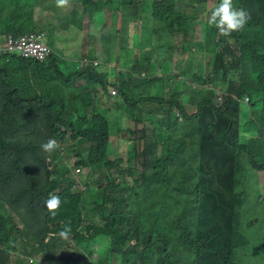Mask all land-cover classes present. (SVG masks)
Instances as JSON below:
<instances>
[{"label":"trees","instance_id":"obj_1","mask_svg":"<svg viewBox=\"0 0 264 264\" xmlns=\"http://www.w3.org/2000/svg\"><path fill=\"white\" fill-rule=\"evenodd\" d=\"M133 1L119 0L122 7ZM201 1L175 6V0H154L151 23L164 32L148 37L138 30L143 40L136 47L135 71L127 78L121 71L111 81L122 98L118 106L127 107L129 118H134L135 104H143V92L150 85L158 89L150 100L164 115L143 106V118L134 121L138 125L157 116L154 125L166 127L160 133L167 146L164 156L156 154L159 142L144 126L118 128L143 133L133 158L142 167L109 156L110 108L97 88L108 84V70L81 61L95 60L97 48L82 44L76 56L56 49L59 53L43 61L0 55V264H264V199H258L263 207L254 220L244 214L249 167L264 171L256 152L264 146V99L256 108V100L264 97V0H233L250 20L227 36L209 25L208 11L205 42L196 37ZM113 2H97L101 24L113 20ZM38 12V0H0V41L42 32ZM130 17L126 12L122 22ZM187 31L200 44L191 43L184 67L151 60V49L159 52L168 43L164 33L182 42ZM108 32V39L102 37L107 56L101 63L113 64V33ZM131 40L138 44L132 35ZM157 40L162 45L155 46ZM208 55L207 71L203 61L192 65ZM111 70L110 76H116V68ZM245 96L250 97L246 110L251 109L246 116ZM49 138L60 145L51 154L40 147ZM74 170L84 175L85 191L76 189ZM158 187L160 205L154 202ZM49 194L61 199L55 215L44 206ZM259 221L263 242L254 247L255 232L245 234V228ZM65 228L71 229L67 238L60 236ZM63 239L72 241L73 249ZM95 244L101 250L94 257Z\"/></svg>","mask_w":264,"mask_h":264},{"label":"rangeland","instance_id":"obj_2","mask_svg":"<svg viewBox=\"0 0 264 264\" xmlns=\"http://www.w3.org/2000/svg\"><path fill=\"white\" fill-rule=\"evenodd\" d=\"M102 0H69V5L66 7H57L56 0H38V6L41 8L40 14L38 17V23L40 27L45 28V30L48 32L46 37V42L52 46L53 49H57L61 53H66L71 51L73 55L76 56L78 53L79 48L82 46V44L85 45V48L87 46L89 47H95L97 49V58L96 60L99 61L100 70L107 71L110 68V63H101V61L107 56V53L104 49V44L102 41V37L105 39H108V33L109 27H107L104 23L101 24V14L102 12H99L97 9V2ZM154 0H134L133 4H129V6L122 7L119 0H114L112 6L115 4L117 8H115V12L117 15H111V18L117 19V27H119V34H117V28L114 25L113 30V56L117 57L116 60L119 59L118 63L114 62L113 64L116 66V69L118 70V74H120L121 71H123V75L127 78V75H130L132 71L134 70V61H137L139 59V50L136 48L139 44V41L143 40V34L138 33V30H144V32H147L148 37L154 36L155 31L161 33L164 32L163 27L158 24L156 21L151 23L152 18L150 17L152 13V2ZM218 0H206L201 1L197 3L198 13H199V19L198 22L200 23L196 27V37L197 40H200L201 42H205V35L206 30L204 23V19L208 14V11L215 8L216 3ZM185 0H175V6L177 5H183ZM101 2H99L100 4ZM118 8L120 10H118ZM87 10V11H86ZM109 9L108 11H110ZM131 14L132 17L129 18L128 22H122V16L125 14L123 11H125ZM38 14V13H37ZM85 14V15H84ZM90 15V17H89ZM72 16V17H71ZM71 17V18H70ZM70 18V19H69ZM96 22L90 21L92 19ZM106 16L104 17V22H106ZM110 20V17H109ZM148 21V22H147ZM110 23V22H109ZM122 23V24H121ZM55 27H54V26ZM149 27H151L149 29ZM111 28V27H110ZM157 29V30H156ZM164 40L165 38L169 39L168 43L165 44L164 47L159 51L155 52L151 49V52L149 53L151 56V60L153 62H161L166 59L174 61V63H179V66H185L184 61L187 58V55H189V50L191 48V43L195 42L200 44V41L197 42L193 39V33L191 31H187V37L186 40L182 42L176 41L175 37H170L169 34L164 33ZM110 35V34H109ZM131 35L133 36V39H135L138 44L135 46V44H132ZM124 38V39H123ZM162 40H157L154 42L155 46L162 45ZM123 49H122V48ZM150 43L147 44L145 49H150ZM206 49L208 47L206 46ZM143 51V49H140ZM58 51H55V53H59ZM127 54L129 56V59L127 58ZM70 55V54H69ZM213 55V54H212ZM204 62L205 64V70L207 71L209 68V61H210V55L206 56L205 59H199L192 61V65H197L200 62ZM189 65V63L187 64ZM186 65V66H187ZM202 69V68H200ZM201 75H203L202 71L200 70ZM107 79L110 78V74L108 72H105ZM136 73H139L136 71ZM140 74V73H139ZM134 76H137L133 73ZM105 76V78H106ZM135 84V83H134ZM97 88L105 94V107L110 108L108 112L107 117L110 120L111 125V142L109 146V156L111 159H114L115 157H122L123 158V164L135 165L134 162L136 161L134 156L139 153L140 148L142 147L143 143V133L137 132L132 133L131 131H119L118 128L120 126L122 127H129L131 129H142L144 126V129L146 130V133L154 137L155 140L159 142L158 149H157V155L160 154V156H164L167 152V146L164 142V139L160 137V133H162L163 130L166 129L163 125H161L160 122H157L154 125V121H157L156 117L153 114L148 119H144L143 121L145 123L139 122L137 125L135 123V118L140 119L143 118L142 114V107L145 106L146 110H151L154 108L155 112H158L160 116L162 114L164 115L163 111H158V106L156 102L150 100L151 95H154L158 92V89L155 88V86H149L147 91H144L142 94L143 97V104L142 103H136V109L134 112V118L127 117L128 111L127 107H120L118 106L122 98L116 94L113 95L110 91V87L106 83H100L97 85ZM260 94H255L254 98L260 97ZM137 93L131 94L133 99H136ZM165 97H168V94H164ZM264 97L258 98L256 101H258L256 108L259 110L260 105L259 102L262 101ZM264 108V104L262 105ZM247 105L245 103L242 104V108L244 109V115H250L249 110H246ZM255 113V111H252ZM107 114V113H106ZM169 132V130H167ZM173 143V142H172ZM69 152V151H68ZM257 154L259 157H261L264 160V146H261L256 149ZM138 166L142 167V164H139V161H136ZM74 177L77 180V190L85 191L86 186L83 183V177L84 176L81 172H78L76 170L73 171ZM245 185L249 189L250 196L247 198V205L244 210V214L248 216L250 219L254 220L257 215L259 214V209L263 207V203L259 202L258 199H264V171H257L254 169H251L249 167L248 176L245 177ZM162 196V190L160 187L157 189L156 196L154 198V202H159ZM162 202H159V205ZM149 207L146 210L145 217L149 219ZM255 232L256 240L253 244L254 247H261L263 242V223L262 221H259L258 223L251 225L248 228H245V234H252ZM64 244H67L68 247L71 248V245H73L72 241L63 239L61 241ZM67 246H64L65 248ZM93 249H95L94 257L100 252L101 246L100 245H92ZM68 249V248H66ZM72 253V252H71ZM16 255H22V253H17ZM30 261V260H29ZM31 262V261H30Z\"/></svg>","mask_w":264,"mask_h":264},{"label":"clouds","instance_id":"obj_3","mask_svg":"<svg viewBox=\"0 0 264 264\" xmlns=\"http://www.w3.org/2000/svg\"><path fill=\"white\" fill-rule=\"evenodd\" d=\"M235 1H237V0H235ZM217 3H218V1H217ZM217 3H216L215 8L211 9L212 12L209 16L208 23L211 26H215L219 30L221 35L227 36V35H230L232 32L242 30L244 28V26L247 24V22L250 20V13L247 10H245L244 8H237L234 5L233 0H220L218 5H217ZM56 5H57V7H61V8L66 7L69 5V0H56ZM188 11H191V9H188ZM89 17H90V15H89ZM198 18H199V13H198ZM90 21L94 22L92 19H90ZM94 23H96V22H94ZM42 30L43 31L40 33L44 34L43 41L50 48V52L48 53L47 57L45 58V59H47L48 57H50L52 54L55 53V49H53L52 46L50 44H48V42H46V37H47L48 32L45 30V28H43ZM29 33H32V32H29ZM29 58L38 60V59L33 58V57H29ZM45 59H43V60H45ZM77 59H78V57H75V60H77ZM126 59H129L128 54H127ZM43 60H38V61H43ZM81 61H82V65L94 64L95 66H98L100 64L99 61L96 59L92 61V60L83 58ZM112 61L118 63L119 59L118 60H112ZM135 62L136 61H134V63ZM110 64L111 65H110L108 72L112 71L111 70L112 67L116 68V66L114 64H112V63H110ZM116 77H118V70L117 69H116V76L111 75L109 80H108V85H109L110 91L113 95H116L119 93L117 87L111 85L112 84L111 81L115 80ZM224 93L225 92L223 90L218 91L217 95L219 96L220 101H222V96ZM249 100H250V97L245 96L243 99V103L247 104L249 102ZM250 110H249V112H250ZM250 115H251V112H250ZM40 147H41L43 152L51 154L52 152L57 150L60 147V145H59L57 140L49 138L46 142L42 143ZM44 206L49 212H51L53 215H55L61 206V199L58 195L49 194V198L44 201ZM70 231H71L70 228H65L63 231L60 232V236L67 238ZM30 261H31V259H30Z\"/></svg>","mask_w":264,"mask_h":264},{"label":"built area","instance_id":"obj_4","mask_svg":"<svg viewBox=\"0 0 264 264\" xmlns=\"http://www.w3.org/2000/svg\"><path fill=\"white\" fill-rule=\"evenodd\" d=\"M43 33H25L18 37L9 35L0 41V55L5 53L19 54V56L33 57L43 60L50 52V48L43 41Z\"/></svg>","mask_w":264,"mask_h":264},{"label":"crops","instance_id":"obj_5","mask_svg":"<svg viewBox=\"0 0 264 264\" xmlns=\"http://www.w3.org/2000/svg\"><path fill=\"white\" fill-rule=\"evenodd\" d=\"M119 10V9H118ZM39 11H41V8L39 7ZM125 13H126V10H125ZM39 15H41L40 14V12H38V14H37V16H39ZM85 15V14H84ZM116 15H117V13H116ZM114 25L116 26L117 25V20H116V18H113V20H111L110 21V23L108 24V26L107 27H109V31H112V33H113V30H114ZM111 27V28H110ZM116 28H117V34H116V36L119 34V32H121V30L119 31V27H117L116 26ZM108 32V31H107ZM108 34H110V33H108ZM112 36V35H111ZM117 59V57H113V60H116Z\"/></svg>","mask_w":264,"mask_h":264}]
</instances>
